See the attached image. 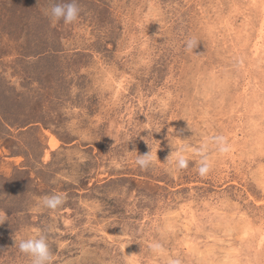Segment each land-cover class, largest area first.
I'll return each mask as SVG.
<instances>
[{
	"label": "rangeland",
	"instance_id": "1",
	"mask_svg": "<svg viewBox=\"0 0 264 264\" xmlns=\"http://www.w3.org/2000/svg\"><path fill=\"white\" fill-rule=\"evenodd\" d=\"M67 2L0 0V264L38 230L52 264H264V0ZM215 134L206 176L166 163Z\"/></svg>",
	"mask_w": 264,
	"mask_h": 264
},
{
	"label": "clouds",
	"instance_id": "2",
	"mask_svg": "<svg viewBox=\"0 0 264 264\" xmlns=\"http://www.w3.org/2000/svg\"><path fill=\"white\" fill-rule=\"evenodd\" d=\"M79 12L80 9L77 0H70V2L67 3H54L50 9V15L54 20L63 19L66 24H71L77 21ZM198 43L199 42L195 38L187 39L184 45L185 51L194 53V49H196ZM174 131L175 130L173 129V132ZM188 140L190 139L175 138L172 135V140H169L170 147L172 142L175 141L176 148L175 150H172L171 148L166 163L172 162L177 170L187 169L189 167V154H191L194 157H198L197 172L200 176H206L213 168L214 161L210 153L214 151L216 154L223 156L229 154L232 150V144L228 137L223 134L205 136L198 147L187 143ZM159 148L160 144L157 148L150 149L148 153L143 155H140L133 150L137 153L135 164L141 170H147L156 161H159L157 157V151ZM66 199V193H54L52 195L44 196L42 198V204L50 210H56L65 203ZM5 217H7L6 213H0V224H3L6 221L4 219ZM38 231L39 234L35 237L21 239L19 242V250L21 253L31 257V264H52L53 253L49 247L47 235L43 230ZM150 247L157 254H162L164 252V249L159 242H152ZM126 256L128 257V260L131 261L133 256L137 255L133 254ZM169 264H180V261L172 259L169 261Z\"/></svg>",
	"mask_w": 264,
	"mask_h": 264
},
{
	"label": "bare ground",
	"instance_id": "3",
	"mask_svg": "<svg viewBox=\"0 0 264 264\" xmlns=\"http://www.w3.org/2000/svg\"><path fill=\"white\" fill-rule=\"evenodd\" d=\"M263 22V21H262ZM264 29V28H263ZM260 40V39H259ZM264 44V43H263ZM192 225V224H191ZM230 247V246H229Z\"/></svg>",
	"mask_w": 264,
	"mask_h": 264
}]
</instances>
